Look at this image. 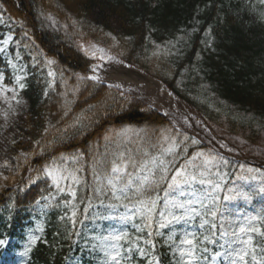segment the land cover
<instances>
[{"label": "trees", "instance_id": "1", "mask_svg": "<svg viewBox=\"0 0 264 264\" xmlns=\"http://www.w3.org/2000/svg\"><path fill=\"white\" fill-rule=\"evenodd\" d=\"M252 7L256 14L264 12L258 1ZM232 9H241L240 0H0V48L4 49L0 75L5 85L16 88L20 103L14 101V109L21 110L0 130V237L14 240L13 246L25 251L27 264H66L77 256L83 264H104L99 248H94L96 237L127 232L135 241L144 235L137 232L138 220L125 222L120 231V217L129 210L108 207L113 201L92 195V148L103 153L119 143L135 150L172 136L181 149H187L180 153V163L201 152L223 158L213 168L227 173L221 196L250 194L248 200L237 197L223 202L229 223L264 215V193L259 191L264 187V19L242 27ZM6 35L12 40L5 48ZM87 42L98 43L164 83L211 127L221 149H211L140 97L88 79L97 62L82 50L81 44ZM17 76L22 77L24 89L16 84ZM77 118L81 124L68 127ZM106 135L111 143L104 140ZM221 138L243 146L227 155L228 144ZM259 145L263 148L257 150ZM80 153L77 167L82 169L78 173L82 184L75 201L78 222L73 226L64 206L71 197L58 192L42 169L61 154ZM241 155L250 158L240 160ZM200 162L198 157L196 163ZM190 192L189 188L183 195L172 191L168 198L188 200ZM88 197L92 207L85 211ZM160 197L163 209L164 191ZM200 223L194 217L160 229L163 235L153 237L159 264H175L177 258L166 243L168 236L174 234L178 244L185 233L208 234ZM31 230L40 231L35 245L29 243ZM216 239V245H208L207 264H231L220 247L224 239L219 233ZM140 246L147 247L143 241ZM128 247L125 243L124 249ZM215 253H220L217 262L211 259ZM129 256L130 264H148L150 259L135 249Z\"/></svg>", "mask_w": 264, "mask_h": 264}, {"label": "snow or ice", "instance_id": "2", "mask_svg": "<svg viewBox=\"0 0 264 264\" xmlns=\"http://www.w3.org/2000/svg\"><path fill=\"white\" fill-rule=\"evenodd\" d=\"M264 4V0H260ZM51 19V17H49ZM28 35L27 32L24 33ZM115 39V37H113ZM3 44H8L4 40ZM83 47V46H82ZM91 47L96 48L95 45ZM4 49L0 48V52ZM103 53V49H97ZM95 57V53L93 54ZM106 57L101 55L99 59ZM111 60L113 57L107 56ZM54 63L53 60L48 61ZM96 66H93L95 71ZM53 73L49 72V76ZM91 80H99V77L92 75L88 77ZM22 77H16V84L20 89L25 88L21 83ZM3 76L0 75V99L11 108V101L20 103L16 88L8 87L2 83ZM12 93L9 97L7 94ZM47 95V92H45ZM67 115V111L64 113ZM8 113H4L7 119ZM81 124L79 118L68 127H76ZM54 127V126H52ZM47 132L48 130L45 129ZM66 131V130H65ZM185 139H188L185 136ZM104 140L111 143V138L105 136ZM163 142H160V141ZM39 143V142H37ZM51 143V142H50ZM192 143H197L193 140ZM221 147L225 145L221 144ZM149 148L154 151H149ZM179 150V151H178ZM231 151V149H229ZM93 152L91 169L94 178V184L91 187V193L97 197H104L113 201L108 207L113 209L123 207L128 209L120 218L125 222H135L137 232L144 235H138L135 241L129 239L127 232H110L106 235L96 237L98 247L105 257L104 264H130V256L135 249L142 257H150L148 264H159L157 256L154 254L155 241L154 236H161L160 229H166L171 225L187 223L194 217L201 219L200 227L205 228L208 234L197 236L195 233H185L179 243L173 238L174 234L168 236L166 243L173 249V255L176 256L175 264H200L203 260L205 264L209 260L208 245H216L217 233L224 239L220 244L225 248L227 257L231 264H264V215L245 217L243 221L229 223L226 218L227 209L223 202L231 201L237 197L244 200L251 198L248 192H236L233 195H223L222 183L227 173H221L219 170L213 171L216 167L217 159H223L214 154L197 153L191 158H186L182 163L178 161L181 152H187L186 148L181 149L180 142L174 137L164 135L158 138L157 142L149 144L147 147H138L133 150L125 145L117 143L115 149L109 150L106 147L105 152L99 153L95 148L90 149ZM83 154L65 156L61 154L59 160H53L51 165H45L42 169L44 176L52 180L53 185L58 192L67 194L71 199L64 201V206L70 210L67 220L75 226L77 221L78 204L77 189L82 184V179L78 173L82 170L79 165ZM201 158L200 163H196L197 158ZM72 163V167L68 166ZM227 164V161H224ZM252 169H249L251 172ZM218 177L213 179L212 177ZM249 177H239V179H248ZM255 179V177H251ZM62 182H70L63 184ZM200 185V188H196ZM185 188L191 189V199L177 200L174 197L168 198L172 191L179 190L183 195ZM160 191H164L163 209L160 207ZM231 193L234 190L228 189ZM264 193V187L259 189ZM46 199V198H45ZM84 198H80V203ZM100 204L104 205V199H100ZM131 206V207H130ZM92 207L91 197H88L87 211ZM64 220L65 217L60 218ZM259 222V224L257 223ZM42 232L43 229L41 228ZM259 237V240L256 239ZM39 237L30 238V245H35ZM147 247H141L140 242ZM129 244L125 250L124 244ZM4 244L0 240V245ZM31 249H27L30 251ZM153 250V251H150ZM220 253L211 256L214 261Z\"/></svg>", "mask_w": 264, "mask_h": 264}, {"label": "rangeland", "instance_id": "3", "mask_svg": "<svg viewBox=\"0 0 264 264\" xmlns=\"http://www.w3.org/2000/svg\"><path fill=\"white\" fill-rule=\"evenodd\" d=\"M240 2L241 9H232V12L233 16L237 19V22H239L242 27H245L250 23H257L259 19H264V12H260L258 14L253 12L252 6L253 3H255V0H240ZM246 14L248 15V17H246ZM261 35L260 36L263 40L262 45H264V33ZM4 40H8L9 44V42L12 40V37L10 35H6ZM8 44H3V46L6 48ZM91 45H95L96 48L91 47ZM81 47L84 52H86L96 60V68L95 71H93L92 75L98 76L100 82L125 90L137 97H140L150 106L154 107L166 117L173 120V122L184 131L191 133L198 140L204 142L211 149H216V151H219L221 149L220 146L214 142L215 140L220 138L211 129V127L205 124L204 121L197 116L196 111H194L189 105L177 98V96H175L173 93L166 90V87L163 84L151 78L149 75H146L144 71L123 63L122 61H120V58L118 56L110 52L105 47L99 45L98 43H82ZM97 49H103L104 52L101 53L97 51ZM94 53L95 57L93 55ZM101 55H104L106 58L104 60L99 59ZM261 55L264 54L261 53ZM107 56H111L113 57V59L109 60L107 59ZM7 95L10 97L12 93H8ZM5 112L8 113L7 119H5L4 117ZM20 112V107L14 109V101H11V108H9V105L4 103V101L0 99V130H4L8 126L10 120L13 117L17 116ZM194 119L198 120L201 123L200 126L196 124ZM1 132L3 133V131ZM241 136L242 135H240L239 137L242 138ZM261 141L264 142V132L261 133ZM261 141L260 143H262ZM220 142H227L228 146L226 149H224L226 150L224 152L227 155H234L233 152L236 151V147L241 150V147L243 146V143H241L240 141L230 142L221 138ZM256 148L257 150H260L263 147L262 145H259ZM229 149H231V151ZM239 158L250 157L241 155ZM67 183L70 182H62V185ZM108 233H110V231ZM31 235H39L38 230H31L29 232V236ZM3 241L4 244L0 245V264L22 263V259H18L16 254V257L13 260L11 259V256L13 255V252L11 251L12 248H9L7 246L6 240ZM100 253L103 255L101 251ZM18 254L19 256L22 255L21 252H19ZM217 258L218 257H216L214 261H217ZM68 264L80 263H78L76 259H74L71 260Z\"/></svg>", "mask_w": 264, "mask_h": 264}]
</instances>
